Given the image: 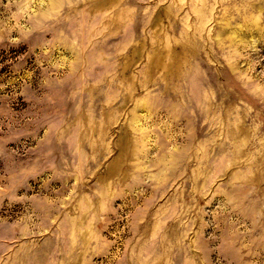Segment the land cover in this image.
Masks as SVG:
<instances>
[{
  "label": "rangeland",
  "instance_id": "rangeland-1",
  "mask_svg": "<svg viewBox=\"0 0 264 264\" xmlns=\"http://www.w3.org/2000/svg\"><path fill=\"white\" fill-rule=\"evenodd\" d=\"M0 264H264V0H0Z\"/></svg>",
  "mask_w": 264,
  "mask_h": 264
}]
</instances>
